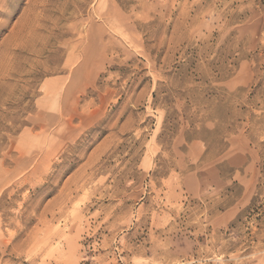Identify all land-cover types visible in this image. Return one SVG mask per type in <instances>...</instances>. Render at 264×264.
Returning <instances> with one entry per match:
<instances>
[{
    "label": "rangeland",
    "instance_id": "rangeland-1",
    "mask_svg": "<svg viewBox=\"0 0 264 264\" xmlns=\"http://www.w3.org/2000/svg\"><path fill=\"white\" fill-rule=\"evenodd\" d=\"M0 264H264V0H0Z\"/></svg>",
    "mask_w": 264,
    "mask_h": 264
}]
</instances>
